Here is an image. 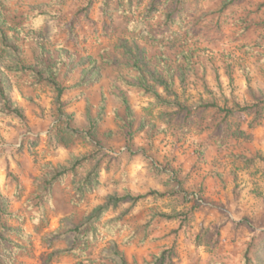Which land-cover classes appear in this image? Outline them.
Returning a JSON list of instances; mask_svg holds the SVG:
<instances>
[{
	"label": "rangeland",
	"instance_id": "374dc122",
	"mask_svg": "<svg viewBox=\"0 0 264 264\" xmlns=\"http://www.w3.org/2000/svg\"><path fill=\"white\" fill-rule=\"evenodd\" d=\"M88 1L0 0V77L26 118L0 114V206L14 213L1 219L14 253L0 264H118L102 257L112 247L127 264H242L250 243L252 264H264V107L252 126L248 113L223 121L204 109L187 124L179 113L264 99V0H240L222 19L210 12L223 0H187L186 24L167 35L165 9L148 14L151 0H110L106 12L93 0L81 13ZM133 21L145 30H130ZM48 70L66 87L60 103L38 79ZM169 77L171 92L158 82ZM83 156L52 183L46 218L33 222L40 180ZM152 190L165 195L111 203L86 255L54 254L70 245H49L54 232L86 221L110 196Z\"/></svg>",
	"mask_w": 264,
	"mask_h": 264
},
{
	"label": "trees",
	"instance_id": "16d2710c",
	"mask_svg": "<svg viewBox=\"0 0 264 264\" xmlns=\"http://www.w3.org/2000/svg\"><path fill=\"white\" fill-rule=\"evenodd\" d=\"M93 0H89L87 5L81 9V13H86L88 9H90L92 5ZM110 0H103V7L104 11H107V7ZM130 3L132 0H129ZM240 0H223L221 2V6L217 8L216 10L211 11L210 13L213 15H218L219 19H222V16L224 12L229 9L232 5L238 3ZM174 2L173 7H170V4ZM119 6L122 7V3H119ZM187 6V0H151L147 6V12L148 14H152V16H156V14L161 10L165 9L164 14L162 15V18L164 19L163 25L165 28H168L164 30L163 33H170L171 26L178 25L180 27H183L186 22V8ZM261 6H264V2L261 4ZM209 13H206V15ZM205 15V14H204ZM223 20H221L222 22ZM198 22V21H197ZM264 22H260L257 25H263ZM220 26V23L217 24ZM130 30H141L144 31V26L142 21L137 22H130L129 27ZM190 30L192 28H189ZM4 31L2 27L0 26V36L4 39ZM38 79L41 83H46L47 85L51 86L54 91L57 93V99L58 103L61 102V97L66 90V87L63 86L58 79L56 73H52L50 70H48L46 73L44 72H38L37 74ZM169 80V81H168ZM170 81L171 77H169L167 80H159L158 82L163 83L165 90H169L171 92L170 88ZM142 89L144 93H149L155 96L160 101H163L164 96L158 92V90L151 87V85H142ZM122 102L125 104L128 111H131L130 104L127 98L122 97ZM264 107V99H259L253 104H246L242 105L239 102H235L232 106L225 104L224 106H221L217 102H209L205 103L203 105H199L195 108H189L187 106H179L180 110L179 113L184 112V116L182 120L184 121V124H187L188 121H190L192 115L196 114L200 110L204 109H213L214 112L217 114H222V120H228L231 116H238L242 117L244 113L252 114L253 118L249 121V125L252 126L256 123V121L260 117L261 108ZM59 110L61 111V114H63L62 106H60ZM0 114H10L18 118L19 120L25 122V114L23 110L11 99L7 92V86L4 83L3 78L0 77ZM166 115H170L169 113H166ZM94 129V125L90 127V129L85 131H79L76 128H70V131L73 133H88L90 134L91 131ZM245 161L249 162L251 159L241 157ZM88 156L83 157H76L74 162L72 163L71 167H61L59 169H55L54 176L49 177L48 179L40 180V190L39 193L35 195L34 198L30 199L31 202V213H30V219L33 222H42L45 220L46 215L44 213V206L42 203V200H44L47 196V193H49L52 183L57 180L61 179L65 176L66 173H68L70 170L74 169L75 167L81 166L84 164L85 161H87ZM95 173H93L94 175ZM88 177L85 180L84 186L85 189L92 190L87 186ZM84 188V187H83ZM18 189H21V186L18 185ZM149 195H156V196H163L165 195V192H160L157 190H152L145 194H138V195H131L126 194L124 196H110L109 201L103 205L97 208L92 214L87 218L86 221L82 222L79 225H75L73 223H69L68 228L63 232H54L49 237H47V240L49 242V245L55 243L59 239H65L67 243L70 245L66 248L58 249L54 252V254H68V255H79L84 254L86 255V249L88 248L89 242H95L97 240V234H98V228L95 221L99 220L101 215L106 212L108 209V206L113 203L116 204L120 201H131L132 205L138 203L140 200L144 199L145 197ZM13 212H9L6 208L0 206V259L1 257H5L8 261H10L9 258H7V255H11L12 252L10 249H8L5 245L6 236L5 233L8 231L13 230L12 228L6 227L2 223L3 217H10L13 216ZM169 218H176L175 215H169ZM88 225L90 228H88ZM81 241V246L79 247L78 243ZM253 245L250 243L249 246L245 249L244 253L242 254V264H252L251 259V250ZM14 249H18V247H14ZM165 253L162 252V254L157 259H164ZM102 257L103 258H110L117 262L118 264H127L126 259L124 255L119 252L116 248H103L102 249ZM148 264H154V263H148Z\"/></svg>",
	"mask_w": 264,
	"mask_h": 264
}]
</instances>
